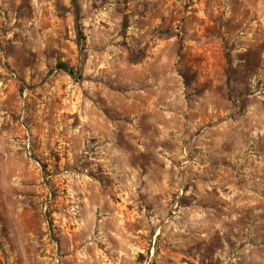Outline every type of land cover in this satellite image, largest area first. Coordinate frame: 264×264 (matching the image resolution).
<instances>
[{
    "label": "clouds",
    "instance_id": "clouds-1",
    "mask_svg": "<svg viewBox=\"0 0 264 264\" xmlns=\"http://www.w3.org/2000/svg\"><path fill=\"white\" fill-rule=\"evenodd\" d=\"M197 2L0 0V264H264V0Z\"/></svg>",
    "mask_w": 264,
    "mask_h": 264
},
{
    "label": "rangeland",
    "instance_id": "rangeland-1",
    "mask_svg": "<svg viewBox=\"0 0 264 264\" xmlns=\"http://www.w3.org/2000/svg\"><path fill=\"white\" fill-rule=\"evenodd\" d=\"M26 6H27L26 3L22 4L21 8H24ZM199 6L200 5L198 4L197 0H192L191 7H189L187 10L189 12H196L197 18H199ZM56 83H57V87L60 88L61 94H63L64 92H66L68 90V86L67 85L61 86L59 81H57ZM60 103H61V105H64V107H62L58 111L57 115H59V116H68V117L77 115V113L75 112V109H74V105L73 106H68L66 104V101H64V100H60ZM115 204H116L117 209L120 212H126V211H130L131 210L130 207L125 208L123 206V201H121L119 199V197L115 198Z\"/></svg>",
    "mask_w": 264,
    "mask_h": 264
}]
</instances>
